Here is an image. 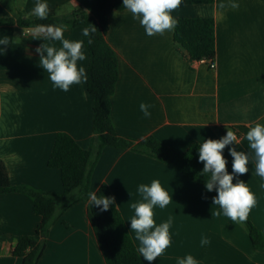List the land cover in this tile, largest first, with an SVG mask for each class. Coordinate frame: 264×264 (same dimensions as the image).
<instances>
[{"label": "crops", "instance_id": "crops-1", "mask_svg": "<svg viewBox=\"0 0 264 264\" xmlns=\"http://www.w3.org/2000/svg\"><path fill=\"white\" fill-rule=\"evenodd\" d=\"M94 1L41 0L57 15L75 8L89 12ZM36 2L0 0V18L17 17L18 10L32 13ZM235 2L238 9L220 8L227 0H214L181 4L172 13L174 18L213 20L214 69L198 61L189 63L184 50L173 42V30L149 37L127 9L111 12L105 40L117 57L118 78L109 116L117 135L136 142L153 136L177 154L193 143L218 140L228 130L235 131L237 144L223 151L227 170L232 174L229 148L249 155L248 173L234 177L233 182L243 180L255 194L257 203L248 217L264 233V179L255 174L254 153L246 140L250 127L264 124V0ZM82 30H66L64 36L82 40ZM5 36L10 44L0 45V160L11 185L60 193V172L47 166L54 137L64 132L81 148L91 147V97L85 82L68 92L54 88L40 66L35 49L44 42L60 48V42L43 41L31 29L14 24L0 26V39ZM84 52L86 60L78 65L87 69L85 48ZM141 102L152 105L150 118L140 112ZM153 180H159L173 200L164 209L153 208L157 226L170 216L173 220L172 244L153 264H178L187 255L198 264H264V249H254L240 222L231 221L213 204L214 191L144 154L104 147L91 174L89 193L102 184L109 187L136 250L139 242L130 227L131 204L143 202L137 188ZM76 197L72 193L60 203L38 264H105L86 203H73ZM39 222L27 196L0 194V264H20L11 254L14 238L32 235ZM202 236L210 240L208 245L201 246Z\"/></svg>", "mask_w": 264, "mask_h": 264}, {"label": "trees", "instance_id": "trees-1", "mask_svg": "<svg viewBox=\"0 0 264 264\" xmlns=\"http://www.w3.org/2000/svg\"><path fill=\"white\" fill-rule=\"evenodd\" d=\"M214 0H183V5L211 4ZM50 9V8H49ZM126 10L123 0H95L89 12L75 8L66 15H57L50 9L48 18L41 20L32 13L18 10L17 17L0 18V26L17 25L32 29L39 24L68 25L67 30L76 27L94 25L97 32L90 37L82 36L88 56L85 81L86 91L92 101L91 147L81 148L67 133L55 135L47 160L49 168L58 169L62 191L49 193L29 186L10 184L6 168L0 160V194L20 193L32 203V211L40 217L32 235L16 236L11 254L20 259V264H38L45 250L50 225L60 203L70 194L77 193L75 202L86 203L87 217L93 229L97 245L105 264H142L127 226L116 204L107 211L89 202L91 174L104 147L131 149L156 159L177 173L206 188L207 174L202 175L203 163L199 161V147L191 144L184 152L177 154L153 136L140 141L116 134L110 120V97L114 92L118 78L117 57L107 44L105 36L108 30V18L113 11ZM178 23L173 29V42L184 50L189 63L201 59H215L214 22L211 18H175ZM92 43L89 44L88 40ZM96 145V146H95ZM216 194V190H213ZM99 197H113L109 187L102 184L95 191ZM70 205L62 208L63 213ZM222 210V209H221ZM246 230L251 245L256 250L264 249V233L247 219L240 222Z\"/></svg>", "mask_w": 264, "mask_h": 264}, {"label": "clouds", "instance_id": "clouds-1", "mask_svg": "<svg viewBox=\"0 0 264 264\" xmlns=\"http://www.w3.org/2000/svg\"><path fill=\"white\" fill-rule=\"evenodd\" d=\"M183 0H123V7L127 9L138 20L145 29L146 35H163L166 31H172L178 21L172 13L178 9ZM220 8L238 9L239 4L235 0H227L221 3ZM49 5L46 2L37 0L32 14L41 20H46L49 15ZM68 25L59 26L52 24H39L31 29L33 36L42 37L43 41L60 42L61 47L57 48L54 43L44 42L35 51L39 54V64L48 73L49 79L54 88L68 92L71 86L81 84L87 79L86 69L79 66L78 62L86 60L83 40H69L64 36ZM97 32L94 25L84 27L82 34L90 37ZM91 44L92 40L89 39ZM9 37L0 39V45L8 46ZM152 105L141 102L139 110L145 118L151 117L150 108ZM246 140L250 150L254 153L255 174L264 179V124L256 123L246 133ZM237 144V135L228 130L226 135L218 140L204 139L199 147V161L203 163L202 175L207 174L206 190L212 192L214 189L217 195L213 197V204L222 209V214L233 222H246L251 210L256 206L255 194L243 180L234 183V177L247 174L249 171V155L243 151H237L235 147L229 148L232 159V174L227 170L228 161L223 155L226 146ZM264 187V185H262ZM137 192L142 196L143 202L132 203L134 216L130 219L131 230L139 242L138 254L148 264H153L156 259L164 255L171 246L172 239L170 227L173 223L170 216L167 221L158 226L154 219V206L161 209L172 203V195L166 191L159 180H153L150 185L141 184ZM89 202L107 211L110 205L115 203V197L97 196L95 192L88 193ZM221 215L220 211L215 213ZM210 240L203 237L200 240L201 246L208 245ZM178 264H198L192 256L187 255L180 259Z\"/></svg>", "mask_w": 264, "mask_h": 264}, {"label": "built area", "instance_id": "built-area-1", "mask_svg": "<svg viewBox=\"0 0 264 264\" xmlns=\"http://www.w3.org/2000/svg\"><path fill=\"white\" fill-rule=\"evenodd\" d=\"M198 62L205 63L209 69H214L215 68L214 60L201 59ZM233 132L237 135V133L235 131H233Z\"/></svg>", "mask_w": 264, "mask_h": 264}]
</instances>
